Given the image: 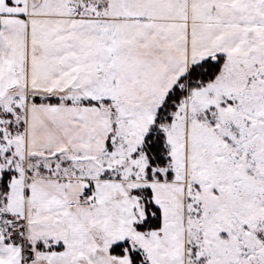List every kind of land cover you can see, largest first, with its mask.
Instances as JSON below:
<instances>
[{"label":"snow or ice","instance_id":"1","mask_svg":"<svg viewBox=\"0 0 264 264\" xmlns=\"http://www.w3.org/2000/svg\"><path fill=\"white\" fill-rule=\"evenodd\" d=\"M0 264H264V0H0Z\"/></svg>","mask_w":264,"mask_h":264}]
</instances>
